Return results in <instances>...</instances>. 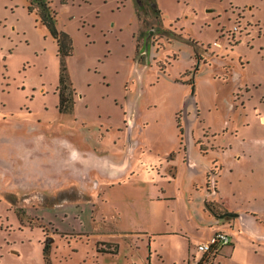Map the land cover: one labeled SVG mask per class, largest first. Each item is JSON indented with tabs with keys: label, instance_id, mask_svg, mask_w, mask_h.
Masks as SVG:
<instances>
[{
	"label": "rangeland",
	"instance_id": "obj_1",
	"mask_svg": "<svg viewBox=\"0 0 264 264\" xmlns=\"http://www.w3.org/2000/svg\"><path fill=\"white\" fill-rule=\"evenodd\" d=\"M37 1L0 0V264H193L188 251L199 256L214 228L182 227L179 153L194 144L226 162L205 174L207 196L264 204V0H153L160 12L146 0H48L73 40L65 58ZM63 65L71 113L58 107ZM66 139L54 171L50 148ZM74 146L88 153L80 165ZM233 217L218 226L232 242L214 264H264V242ZM110 240L118 255L98 251Z\"/></svg>",
	"mask_w": 264,
	"mask_h": 264
},
{
	"label": "crops",
	"instance_id": "obj_2",
	"mask_svg": "<svg viewBox=\"0 0 264 264\" xmlns=\"http://www.w3.org/2000/svg\"><path fill=\"white\" fill-rule=\"evenodd\" d=\"M193 98H194V96L192 97V99ZM97 135H98L97 140L100 142L99 145L102 147L103 140L101 137H103V134L98 133ZM54 142H55V145H54L55 151L50 148L52 155L49 158V162H50L51 168H53L55 171V170H60L63 163L66 162V161H62V157L64 155L60 156L56 152V151L61 149V145L59 143L63 144L64 142H67V143H70V142L67 139L59 141V142L57 140H55ZM99 145H96V146L99 147ZM57 148H58V150H57ZM75 148L78 149V155L77 156L82 159V160H76V163H78V165H80V163H82L84 159H87L86 155H88V153H86L87 150H84L81 148L79 149L78 147H75ZM203 151H205V152L203 153ZM98 153H100L102 155L103 151H100ZM98 153H96V154L99 155ZM208 153H209L208 147L201 150V149L196 148V146L193 144L191 152H190V150L187 151L186 153L181 152V153H179L180 159L177 162L173 161V169H174L173 171L175 172L176 180H178V177L180 176V174H181V176L186 175V177L184 178L186 189H185V192H183L186 194V196H184L183 199L187 200V203L185 202V206L187 207V210H189V211L187 212L186 219H187V222H189V223H184V224L182 223V227L187 228V229L190 228L191 230H189V231L191 233L197 232V230H199V229H205V228L211 229L213 227L214 231L209 235L207 234L208 233L207 229H205L206 230V236L203 237V235H201V237H199V242H200V241L206 240L216 230H218L219 225L227 226V222H225L226 219L223 218L224 216L221 218L218 214L215 213L216 211L213 212L208 207V202L210 201V199H212L211 200L212 202L215 201V203H217L221 207V209L224 208V210L226 212L232 211V212L238 213L236 216H234L232 218V220L230 222L234 225L233 227H235V228H240V227L246 228L247 234L251 235V237L255 241L259 240L263 243L264 242V226H263L264 222L259 221V219H260L259 211L264 210V204H263V206L258 205L256 207L253 205L243 204V202H239V200H235V199H233L234 201L230 200V199H228V201H227L224 198H217L215 196H214V198H211V197L207 196L208 193H207V190H205V185H206L205 184V174H207L211 165L214 163L217 165H220L222 175L225 174L224 172L226 170V162L224 160H222V165H221V159H220L221 157L214 154V157L210 160L208 158ZM84 154H85V156H84ZM184 154H186V158H183ZM184 159H186V160L184 161ZM186 161H187V163H186ZM230 171H231V173H233V177L235 178V173H234L233 169H231ZM186 172H187V174H186ZM199 178H200V180H199ZM165 191H166L165 185L162 184L157 193L163 192V194H164ZM194 192L199 194V196L197 197V200H198V204L196 207L197 209L196 208L194 209L191 207V210H190L188 208L190 206L189 201L194 198V196H195ZM209 194H211L210 190H209ZM261 194L263 195L262 201L264 202V191ZM242 199H244V198H241L240 201H242ZM175 204L178 207L180 205V200L178 198L177 193H176ZM195 211L197 212L196 217L203 220L202 223H198V224L195 223V221H196V218L194 216ZM223 219H224V221H223ZM190 222H194V223H190ZM116 225L117 224H115V227H116ZM117 227L115 230H112V232L117 233L116 231H119V227L118 228ZM123 231H125V230H123ZM134 231L143 232V230H138V229H134ZM124 237H126V236L124 235ZM126 238L129 239V237H126ZM130 240L133 242L132 239H130ZM102 244H110L111 245V247H107L106 250H110V249L114 248V246H112V244L117 245V252L116 253H114V252H106V253L108 255L109 254H114V255L119 254V249H120V245H121L120 242H118L116 240H110L109 242L108 241H105V242L102 241ZM131 245H133V244H131ZM107 246H109V245H107ZM188 255H191L190 250L188 251ZM149 261H150L149 262L150 264L153 263L152 256L149 258ZM110 264H112V262ZM122 264H125V263L122 262Z\"/></svg>",
	"mask_w": 264,
	"mask_h": 264
},
{
	"label": "trees",
	"instance_id": "obj_3",
	"mask_svg": "<svg viewBox=\"0 0 264 264\" xmlns=\"http://www.w3.org/2000/svg\"><path fill=\"white\" fill-rule=\"evenodd\" d=\"M143 0H139L142 2ZM38 7L42 22L50 29L53 37L56 39L58 44V54L65 58L73 53V40L71 36L66 33L65 31H59L55 27L56 21V11L50 7V1L48 0H38ZM139 5L142 4L139 3ZM154 5V6H153ZM145 6H151L155 12H160L159 8L157 7L156 3L153 0H146ZM144 8V6H143ZM30 12L33 11V6L29 7ZM140 16V14H138ZM68 74H67V67L63 65L60 73V81H59V102L58 107L60 112L62 113H71L73 112L74 108V88L71 87V84L68 81ZM209 204V203H208ZM211 204V203H210ZM209 204V205H210ZM219 212V211H218ZM49 246V245H48ZM111 247V245H110ZM98 251H106V252H117V245L110 250H104L101 247H97ZM48 250V248H47ZM49 252V251H47ZM191 256V255H189ZM51 264V263H50Z\"/></svg>",
	"mask_w": 264,
	"mask_h": 264
},
{
	"label": "built area",
	"instance_id": "obj_4",
	"mask_svg": "<svg viewBox=\"0 0 264 264\" xmlns=\"http://www.w3.org/2000/svg\"><path fill=\"white\" fill-rule=\"evenodd\" d=\"M231 242L227 232L216 230L209 238L196 245L199 256L191 255L193 264H214L222 246Z\"/></svg>",
	"mask_w": 264,
	"mask_h": 264
},
{
	"label": "flooded vegetation",
	"instance_id": "obj_5",
	"mask_svg": "<svg viewBox=\"0 0 264 264\" xmlns=\"http://www.w3.org/2000/svg\"><path fill=\"white\" fill-rule=\"evenodd\" d=\"M91 138H92V136L90 135V138H89V139L91 140ZM68 141H69V140H68ZM77 141H79V142L81 143V145H80L79 147H82V144H87V141L84 142V141L82 140V138H81V140H80L79 137L77 138ZM81 141H82V142H81ZM65 145H66V144H65ZM66 149H67V147L64 146V145L61 146V149H60V150H58V148H57V150H58L59 153L66 152V151H67ZM63 167H64V166L62 165L61 169H62ZM61 169H60V170H61ZM55 171H56V170H55ZM216 214H218V213H216ZM219 216L221 217V215H219ZM225 216H227V215H225ZM104 252H106V251H104Z\"/></svg>",
	"mask_w": 264,
	"mask_h": 264
},
{
	"label": "water",
	"instance_id": "obj_6",
	"mask_svg": "<svg viewBox=\"0 0 264 264\" xmlns=\"http://www.w3.org/2000/svg\"><path fill=\"white\" fill-rule=\"evenodd\" d=\"M238 213H236V212H232V211H227L223 216H225V215H229V216H236ZM51 240H53L52 238H50L48 241H51Z\"/></svg>",
	"mask_w": 264,
	"mask_h": 264
}]
</instances>
